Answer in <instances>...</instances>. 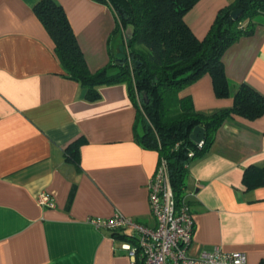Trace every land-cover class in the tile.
Returning <instances> with one entry per match:
<instances>
[{
  "label": "crops",
  "instance_id": "1",
  "mask_svg": "<svg viewBox=\"0 0 264 264\" xmlns=\"http://www.w3.org/2000/svg\"><path fill=\"white\" fill-rule=\"evenodd\" d=\"M39 0H0V264H131L126 229L96 227L91 218L115 211L155 226L147 182L159 153L134 137L136 108L125 82L102 83L87 99L65 77L54 43L37 17ZM91 71L111 61V8L94 0H56ZM233 0H198L184 15L203 38L217 11ZM252 34L222 56L230 94L215 96L203 74L179 93L196 111L230 107L246 84L264 96V13ZM115 59L118 48L113 46ZM76 141L77 162L66 148ZM264 167V114L226 119L209 150L188 167L183 196L194 220L188 254L218 245L242 251L245 264L264 259V184L247 188L244 173ZM48 193L53 207L38 204Z\"/></svg>",
  "mask_w": 264,
  "mask_h": 264
},
{
  "label": "trees",
  "instance_id": "2",
  "mask_svg": "<svg viewBox=\"0 0 264 264\" xmlns=\"http://www.w3.org/2000/svg\"><path fill=\"white\" fill-rule=\"evenodd\" d=\"M108 5L115 27L109 36L111 61L91 71L67 16L56 0H39L34 11L54 43L63 75L78 81L87 99L97 97L102 83L125 82L136 108L134 137L144 148L156 149L166 161L169 181L178 202L184 201L189 165L211 147L226 119L253 120L264 114V96L246 84L233 94L230 107L209 114L195 110L190 95L179 93L203 74L211 77L215 96H229L222 56L239 38L252 34L253 18L264 13V0H233L221 7L206 35L197 38L184 20L198 0H94ZM241 13L232 18L231 12ZM125 32V34H124ZM120 45L123 66L115 65L112 48ZM129 59L130 64L127 62ZM203 128L202 143L191 140L194 127ZM79 141L65 150L77 162ZM247 188L264 184V167L250 166L244 173ZM134 242L130 235H124ZM259 264H264L261 259Z\"/></svg>",
  "mask_w": 264,
  "mask_h": 264
},
{
  "label": "built area",
  "instance_id": "3",
  "mask_svg": "<svg viewBox=\"0 0 264 264\" xmlns=\"http://www.w3.org/2000/svg\"><path fill=\"white\" fill-rule=\"evenodd\" d=\"M127 62L130 64L129 59ZM202 143V141H201ZM199 143L198 145H200ZM149 210L155 226L139 223L119 211L106 218H91L96 227L116 231H130L133 243L121 245L131 264H245L242 251H226L216 245L191 256L187 250L194 232V220L189 204L178 202L169 181L164 158L159 159L155 173L147 182ZM37 202L53 207L54 200L48 193H40Z\"/></svg>",
  "mask_w": 264,
  "mask_h": 264
},
{
  "label": "water",
  "instance_id": "4",
  "mask_svg": "<svg viewBox=\"0 0 264 264\" xmlns=\"http://www.w3.org/2000/svg\"><path fill=\"white\" fill-rule=\"evenodd\" d=\"M240 13H241V9L236 8L231 12V16H232V18H236ZM114 64L118 65V66H123L124 62L121 61L120 58H117V59H115ZM190 138L192 141H194L197 144L201 143L202 138H203V128L200 126L194 127V129L192 130V132L190 134Z\"/></svg>",
  "mask_w": 264,
  "mask_h": 264
},
{
  "label": "rangeland",
  "instance_id": "5",
  "mask_svg": "<svg viewBox=\"0 0 264 264\" xmlns=\"http://www.w3.org/2000/svg\"><path fill=\"white\" fill-rule=\"evenodd\" d=\"M124 34H125V32H124ZM116 45V47L118 48V54H119V56H120V54L122 53V50H121V48H120V45H118L117 43L115 44ZM114 45V46H115Z\"/></svg>",
  "mask_w": 264,
  "mask_h": 264
}]
</instances>
